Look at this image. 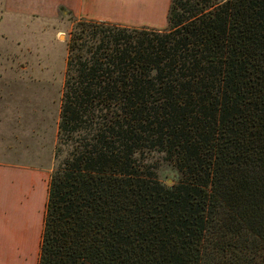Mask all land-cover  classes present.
Segmentation results:
<instances>
[{"label":"trees","instance_id":"16d2710c","mask_svg":"<svg viewBox=\"0 0 264 264\" xmlns=\"http://www.w3.org/2000/svg\"><path fill=\"white\" fill-rule=\"evenodd\" d=\"M167 22L74 27L38 264H264V0Z\"/></svg>","mask_w":264,"mask_h":264},{"label":"rangeland","instance_id":"374dc122","mask_svg":"<svg viewBox=\"0 0 264 264\" xmlns=\"http://www.w3.org/2000/svg\"><path fill=\"white\" fill-rule=\"evenodd\" d=\"M113 1L118 2L116 9L107 8L119 14L104 12V22L157 30L168 27L171 0H125L127 6L119 4L122 0ZM154 6L155 13L151 11ZM77 9L73 11L65 0H0V112L15 118L6 128L0 124V154L5 149L15 154L21 148L15 135L24 127V117L26 129L40 122L36 133L41 130L48 142L54 137L74 27L78 20L98 21ZM15 102H20V110L18 106L12 109ZM6 103L10 108L4 107ZM160 179L173 184L177 176L164 167Z\"/></svg>","mask_w":264,"mask_h":264},{"label":"crops","instance_id":"0c3cea01","mask_svg":"<svg viewBox=\"0 0 264 264\" xmlns=\"http://www.w3.org/2000/svg\"><path fill=\"white\" fill-rule=\"evenodd\" d=\"M65 1L73 6V11L80 7L79 10L77 9L80 13H85L98 21L105 19L103 16L105 13L114 17L119 14H112V11L117 10L107 8L109 6L110 9H116L114 6L118 2L113 0ZM75 4H77L76 9ZM119 4L128 5L125 0L120 1ZM83 8H86L85 11L82 10ZM151 11L155 13L158 10L154 6ZM19 104L20 102L13 103L12 109L18 106L20 110L22 107ZM4 107L10 108L7 103ZM61 109L62 99L58 126L50 142L46 136L40 134L41 130L36 133L38 128L35 127H39L40 122L34 121L35 124L26 129L24 117V127L20 132L18 131V135H15L21 148L17 149L15 154L7 149L0 154V264H38L39 262L49 186L55 166ZM12 119L8 113L0 112L2 127L6 128ZM16 121L19 126V118ZM9 142L15 141L9 140Z\"/></svg>","mask_w":264,"mask_h":264}]
</instances>
